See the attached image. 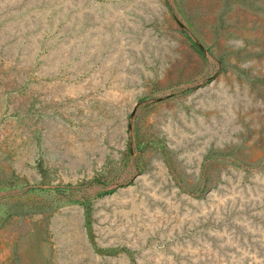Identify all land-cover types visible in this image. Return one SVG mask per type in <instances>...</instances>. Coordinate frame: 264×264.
Segmentation results:
<instances>
[{"label": "rangeland", "instance_id": "rangeland-1", "mask_svg": "<svg viewBox=\"0 0 264 264\" xmlns=\"http://www.w3.org/2000/svg\"><path fill=\"white\" fill-rule=\"evenodd\" d=\"M0 264H264V0H0Z\"/></svg>", "mask_w": 264, "mask_h": 264}, {"label": "trees", "instance_id": "trees-1", "mask_svg": "<svg viewBox=\"0 0 264 264\" xmlns=\"http://www.w3.org/2000/svg\"><path fill=\"white\" fill-rule=\"evenodd\" d=\"M123 248H121V247H118V248H113V249H110V250H112V251H117V250H122Z\"/></svg>", "mask_w": 264, "mask_h": 264}]
</instances>
